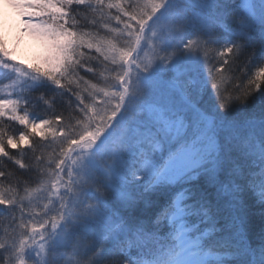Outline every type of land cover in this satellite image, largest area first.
Segmentation results:
<instances>
[{
	"label": "snow or ice",
	"instance_id": "6c2138e0",
	"mask_svg": "<svg viewBox=\"0 0 264 264\" xmlns=\"http://www.w3.org/2000/svg\"><path fill=\"white\" fill-rule=\"evenodd\" d=\"M7 2L44 53L0 39V116L28 128L0 155L36 178L0 181V264H264V0ZM37 92L67 115L30 123Z\"/></svg>",
	"mask_w": 264,
	"mask_h": 264
},
{
	"label": "trees",
	"instance_id": "16d2710c",
	"mask_svg": "<svg viewBox=\"0 0 264 264\" xmlns=\"http://www.w3.org/2000/svg\"><path fill=\"white\" fill-rule=\"evenodd\" d=\"M115 10H113L114 12ZM247 60V56L241 57L240 64L241 66H244L245 61ZM258 61L252 62L248 67L245 68V71L248 73V75H244L242 77L241 83L247 82L249 79V76H251L258 66ZM218 66V65H217ZM170 75V74H169ZM236 75H240L239 71L237 70ZM167 78V77H166ZM236 81L233 80V84H235ZM227 87H231V85H228ZM40 96V93H31L30 94V102L27 105H21L18 108V112L21 115L25 114V110L27 114L29 115V121H31L34 118L38 119H47L52 120L54 118V113L59 114L61 112L64 113V115H67V112H64L63 106L57 102L56 105L49 107V105L45 104L43 100H39L38 97ZM66 99V98H65ZM38 122V120H37ZM53 128L59 133V129L56 128L55 125H52ZM0 128L4 130V132L7 135H12L15 137H19V134L21 132H27L28 128L24 125H21L19 121H14L10 119V115L0 116ZM7 135L5 136V141L7 139ZM30 142L35 145L36 147L40 148L41 150L47 152L49 149L46 147L48 140L51 139V135L48 132L47 129H45V137H41L39 135L30 136L29 137ZM7 151L9 154L16 159H20L22 163L25 165L31 164L32 158L34 155H39L40 152H33L32 148H29L28 146H21L19 149H11L10 147L7 148ZM105 162H107V158H105ZM0 170L5 171L6 173H10L9 177L7 179H4L0 177V181L3 182L4 187H12L16 188L18 192L23 194V188L24 187H35L36 186V178L34 172H29L27 169H21L19 165L13 163L12 161H9L7 157H4L0 155ZM17 180H19L21 183L17 185ZM4 206L0 205V208H3ZM19 222V214L17 213V222ZM16 227V224L11 221V218H8L2 222H0V235L4 233V229L8 228L9 232L12 231L13 228Z\"/></svg>",
	"mask_w": 264,
	"mask_h": 264
},
{
	"label": "rangeland",
	"instance_id": "374dc122",
	"mask_svg": "<svg viewBox=\"0 0 264 264\" xmlns=\"http://www.w3.org/2000/svg\"><path fill=\"white\" fill-rule=\"evenodd\" d=\"M0 39L12 53L14 58L23 64H37L44 53L43 46L30 33L21 30L18 10L11 6L7 0H0ZM7 81H0L6 83ZM11 98L0 93V99Z\"/></svg>",
	"mask_w": 264,
	"mask_h": 264
}]
</instances>
